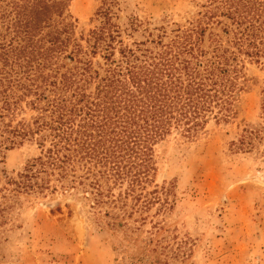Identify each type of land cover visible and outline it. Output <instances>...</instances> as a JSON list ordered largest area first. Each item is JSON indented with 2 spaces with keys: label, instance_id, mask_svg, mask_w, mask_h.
Masks as SVG:
<instances>
[{
  "label": "trees",
  "instance_id": "trees-1",
  "mask_svg": "<svg viewBox=\"0 0 264 264\" xmlns=\"http://www.w3.org/2000/svg\"><path fill=\"white\" fill-rule=\"evenodd\" d=\"M66 1L11 0L5 10L0 0V165L26 141L39 149L16 178L0 172L25 192L142 197L159 142L236 114L247 65L264 67V0H207L187 26L130 45L113 21L116 0L97 10L84 45L71 37Z\"/></svg>",
  "mask_w": 264,
  "mask_h": 264
},
{
  "label": "rangeland",
  "instance_id": "rangeland-1",
  "mask_svg": "<svg viewBox=\"0 0 264 264\" xmlns=\"http://www.w3.org/2000/svg\"><path fill=\"white\" fill-rule=\"evenodd\" d=\"M108 1L67 0L71 37L84 45ZM115 2L113 21L130 45L161 26H187L207 0ZM246 75L231 119L209 120L192 139L175 130L155 146L139 198L114 199L117 187L100 204L78 190H16L2 172L16 178L39 149L26 141L6 151L0 264H264V67L248 64Z\"/></svg>",
  "mask_w": 264,
  "mask_h": 264
}]
</instances>
